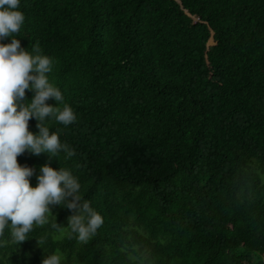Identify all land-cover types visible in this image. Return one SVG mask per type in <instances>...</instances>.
Returning <instances> with one entry per match:
<instances>
[{"label":"trees","instance_id":"obj_1","mask_svg":"<svg viewBox=\"0 0 264 264\" xmlns=\"http://www.w3.org/2000/svg\"><path fill=\"white\" fill-rule=\"evenodd\" d=\"M19 10L15 38L52 58L49 79L76 114L49 125L75 151L50 166L78 178L103 224L86 244L49 223L19 245L5 228L0 264H42L57 249L62 264H264V0H20ZM17 163L35 169V187L49 158ZM52 213L67 227L71 212Z\"/></svg>","mask_w":264,"mask_h":264},{"label":"clouds","instance_id":"obj_2","mask_svg":"<svg viewBox=\"0 0 264 264\" xmlns=\"http://www.w3.org/2000/svg\"><path fill=\"white\" fill-rule=\"evenodd\" d=\"M19 7L20 0H0V232L7 228L11 240L20 245L28 240L34 226L51 223L56 232L70 229L78 243L86 244L103 219L79 195L78 178L65 168L54 170L50 166L60 153L70 159L75 151L62 143L58 130H50L49 125L54 121L67 127L75 122L76 114L49 79L52 58L35 47L31 52L22 48L15 38L25 22ZM5 38H10V43H3ZM26 90L33 93L30 101L25 99ZM49 99L56 106L49 105ZM30 119L37 121L36 134L29 131ZM25 152L37 157L43 153L49 158V163L39 168L35 187L30 186L35 169L17 163V157ZM55 206L72 213L67 227L50 220L55 217ZM62 259L57 249L47 253L42 264H62Z\"/></svg>","mask_w":264,"mask_h":264}]
</instances>
